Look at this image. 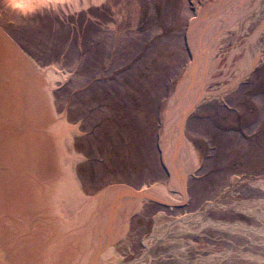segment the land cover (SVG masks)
<instances>
[{
	"label": "rangeland",
	"instance_id": "rangeland-1",
	"mask_svg": "<svg viewBox=\"0 0 264 264\" xmlns=\"http://www.w3.org/2000/svg\"><path fill=\"white\" fill-rule=\"evenodd\" d=\"M84 1L30 0L24 10L0 0V23L35 62L66 71L55 98L80 124L84 188L136 186L157 198L130 215L117 263L264 264V0H247L230 25L234 0ZM211 5L218 16L191 26ZM191 32L207 43L210 82L183 124L184 199L170 151Z\"/></svg>",
	"mask_w": 264,
	"mask_h": 264
},
{
	"label": "bare ground",
	"instance_id": "bare-ground-1",
	"mask_svg": "<svg viewBox=\"0 0 264 264\" xmlns=\"http://www.w3.org/2000/svg\"><path fill=\"white\" fill-rule=\"evenodd\" d=\"M11 1L27 10L30 0ZM234 1L226 13L227 25L232 14L245 11L247 0ZM213 6L200 11L191 26L205 19L211 23L218 16ZM190 37L196 55L190 77L177 93V129L170 151L171 172L184 199L188 169L182 154L189 148L183 124L209 93L210 82V57L200 55L207 50L203 33L191 32ZM257 59L243 67L251 69ZM65 72L57 64L35 62L0 23V242L8 264H119L117 246L126 238L130 215L142 207L143 197L157 199L136 186L108 185L96 194L84 188L79 172L83 157L74 146L80 124L59 111L55 98ZM234 84L210 93L220 94Z\"/></svg>",
	"mask_w": 264,
	"mask_h": 264
},
{
	"label": "water",
	"instance_id": "water-1",
	"mask_svg": "<svg viewBox=\"0 0 264 264\" xmlns=\"http://www.w3.org/2000/svg\"><path fill=\"white\" fill-rule=\"evenodd\" d=\"M0 264H8L1 242H0Z\"/></svg>",
	"mask_w": 264,
	"mask_h": 264
}]
</instances>
